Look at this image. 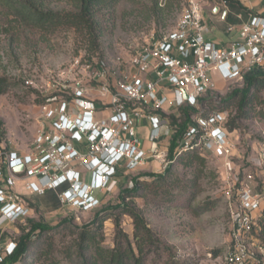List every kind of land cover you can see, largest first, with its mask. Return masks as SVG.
<instances>
[{"label":"rangeland","instance_id":"1","mask_svg":"<svg viewBox=\"0 0 264 264\" xmlns=\"http://www.w3.org/2000/svg\"><path fill=\"white\" fill-rule=\"evenodd\" d=\"M199 1L208 9L225 1L231 6V0ZM44 2L54 9L71 7L68 0ZM187 5V0H119L98 14L102 31L96 46L73 27L33 28L12 13L0 10V77L9 82L6 91L0 93V149L22 154L33 152L40 107L58 89L55 83L82 80L102 63L110 66L118 77L119 62L135 48L173 29ZM216 26L225 28L227 23L218 22ZM76 60L80 61L77 65ZM241 87L243 81L218 82L203 95L205 100L200 101L197 110L204 113L218 110L231 92ZM232 99L225 109L229 121L236 120L232 131L236 150L231 178L226 176L223 161L208 155L205 164L198 165L194 173L177 160L169 163L172 171L161 180L149 174L162 175L168 165L151 157L145 166L122 173L111 190L100 192L102 204L91 212L62 203L60 191L27 195L23 181H19L16 190L31 205L28 218L50 226L39 233L40 239L35 242L43 244L44 255L30 256L25 264H48L53 258H64L97 213L103 218L99 235L106 247L115 245L117 222L122 233L133 241L135 223L130 209L140 215L163 245L161 251L151 254L148 264H227L226 256L233 247L230 202L238 205V190L248 175H252L258 190L264 188V119L252 114L241 117L240 95ZM171 113L180 114L178 109ZM145 134L146 129H138L143 140ZM169 143L170 137L164 139L162 148H168ZM2 161L4 173L10 175L6 159ZM26 223V220L6 223L0 230L1 243L18 240L26 232L23 228H29ZM246 240L249 256L245 264H264V239L253 231Z\"/></svg>","mask_w":264,"mask_h":264},{"label":"built area","instance_id":"2","mask_svg":"<svg viewBox=\"0 0 264 264\" xmlns=\"http://www.w3.org/2000/svg\"><path fill=\"white\" fill-rule=\"evenodd\" d=\"M187 2L173 29L119 59L118 77L102 63L82 80L55 83L58 89L40 107L33 152L0 149V230L31 214L30 203L16 190L21 180L27 195L60 191L62 203L96 210L102 204L99 193L111 190L122 173L145 166L151 157L166 165L174 161L161 146L173 132L166 116L170 111L183 105L199 109L200 97L219 81H243L247 71L264 67V16L253 15L239 27L229 25L228 41L219 42L210 37L213 26L205 18V6L199 0ZM198 111L177 151L198 148L206 157L218 156L231 178L236 142L228 113L205 117ZM143 118L150 127L149 147L138 135ZM2 158L10 175L4 173ZM252 178L242 181L238 205L230 202L233 247L227 264H245L246 238L264 212V188L258 190ZM15 248V240L2 244L0 239V264H17L5 262Z\"/></svg>","mask_w":264,"mask_h":264},{"label":"trees","instance_id":"3","mask_svg":"<svg viewBox=\"0 0 264 264\" xmlns=\"http://www.w3.org/2000/svg\"><path fill=\"white\" fill-rule=\"evenodd\" d=\"M68 1L71 5L70 8L54 9L46 6L44 0H0V10L5 14L12 13L23 24L33 28L73 27L79 33L87 35L93 45H98L102 31L98 14L103 8L113 7L119 0ZM8 85V80L0 77V93L5 92ZM262 93H264V67H254L244 74L243 87L234 89L230 97L223 102L218 110L203 113V116L207 117L216 112H226L225 109L233 102L232 98L235 95H240L238 101L241 110L240 116L249 117V114H252L264 119V95ZM204 100L201 96L200 101ZM245 106L249 107L245 109ZM178 110L179 115L175 113L166 115L173 128L168 146L169 157L171 160H177L194 173L198 165L205 164L206 156L202 155L198 148H190L182 153H178L177 149L186 136L192 117L198 114L199 111L196 107L190 105H183ZM235 122V119L231 122L228 121L231 131H233ZM171 171L172 167L168 165L164 174L153 173L149 175L165 180L166 174ZM134 189H138V187H134ZM132 193H136V191ZM118 207L123 206L119 205ZM127 208L126 206L125 209ZM129 213L135 223L133 241L122 233L120 224L117 222L116 226L119 232L117 233L115 245L106 247L99 235V230L103 227V218L101 213H97L91 223L83 228L75 242V248L68 250L64 258H53L48 264H148L151 254L161 251L163 245L153 236L138 213L133 209H130ZM26 222H28L26 225H29V228H23L26 232L21 234L18 240H15L16 248L11 255L5 257V262L25 264L30 256L39 255L38 257H40L44 255L43 244L38 243V245H35V242L38 238L40 239L39 233L49 230L50 226L29 218L26 219ZM254 231L264 239V212ZM64 260L66 263H63Z\"/></svg>","mask_w":264,"mask_h":264},{"label":"crops","instance_id":"4","mask_svg":"<svg viewBox=\"0 0 264 264\" xmlns=\"http://www.w3.org/2000/svg\"><path fill=\"white\" fill-rule=\"evenodd\" d=\"M218 7V10L216 8ZM253 15L264 16V0H237L231 1V6L224 3H215L211 8H205V18L210 24H214L213 33L210 37L219 42H227V27L229 25L239 27ZM227 23L225 28L216 26V23ZM223 82V81H219ZM139 128L146 129L145 139L146 147L151 143L147 137L150 132L148 120L143 118L139 120Z\"/></svg>","mask_w":264,"mask_h":264},{"label":"water","instance_id":"5","mask_svg":"<svg viewBox=\"0 0 264 264\" xmlns=\"http://www.w3.org/2000/svg\"><path fill=\"white\" fill-rule=\"evenodd\" d=\"M216 10H218V7L216 8ZM184 96H185V98H187V96H188L186 91H184ZM22 169H23L22 165L15 168L16 171H21Z\"/></svg>","mask_w":264,"mask_h":264}]
</instances>
